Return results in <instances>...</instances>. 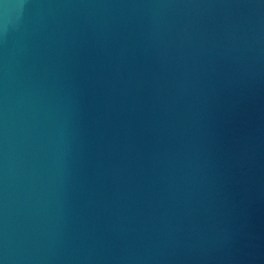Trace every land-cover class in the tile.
Here are the masks:
<instances>
[{
    "label": "water",
    "instance_id": "1",
    "mask_svg": "<svg viewBox=\"0 0 264 264\" xmlns=\"http://www.w3.org/2000/svg\"><path fill=\"white\" fill-rule=\"evenodd\" d=\"M0 264H264V0H0Z\"/></svg>",
    "mask_w": 264,
    "mask_h": 264
}]
</instances>
